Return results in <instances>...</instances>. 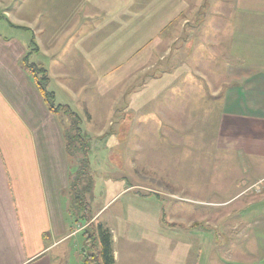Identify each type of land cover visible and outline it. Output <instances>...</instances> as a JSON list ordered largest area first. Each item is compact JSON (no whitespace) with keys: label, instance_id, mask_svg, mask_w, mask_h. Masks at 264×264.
<instances>
[{"label":"rangeland","instance_id":"1","mask_svg":"<svg viewBox=\"0 0 264 264\" xmlns=\"http://www.w3.org/2000/svg\"><path fill=\"white\" fill-rule=\"evenodd\" d=\"M99 1L0 0L3 36L17 38L27 51L35 39L40 54L31 61L49 70L41 50L53 47L47 39L57 38L68 70L83 76L78 97L84 102L73 104L79 114L69 106L81 119L82 140L76 136L66 148L70 186L62 196L67 225L79 230L74 247L91 252L102 225L112 234L114 264H236L234 246L241 239L235 210L246 200L235 205L229 198L249 175L234 153L218 146V103L197 97L193 102L187 89L195 84L212 100L197 52L200 43L211 54L202 34L222 8L205 7L207 0H200V7L179 8L172 18L170 8L155 7L157 0H130V19L114 20L102 10L119 9L92 6ZM138 13L146 14V23L143 16L139 25ZM55 86L54 81L50 90ZM55 91L59 100L69 99ZM53 115L69 141L75 120L63 112ZM258 188L263 185L245 193ZM81 196L89 209L75 200ZM98 212L88 228L85 215ZM251 222L246 217L245 223Z\"/></svg>","mask_w":264,"mask_h":264},{"label":"crops","instance_id":"2","mask_svg":"<svg viewBox=\"0 0 264 264\" xmlns=\"http://www.w3.org/2000/svg\"><path fill=\"white\" fill-rule=\"evenodd\" d=\"M130 2L113 0L108 4L102 0L91 4L107 9L116 6L117 15L112 10H102V15L117 20L130 19ZM199 2L157 0L155 7L170 8L173 18L179 8L200 7ZM207 3L205 7L229 9L214 12L211 25L202 34L211 54L200 49V43L197 52L198 71L211 89L212 100L206 99L195 84L187 85L188 98L218 103L222 121L218 146L234 153L249 175L240 180L239 192L229 198L235 200V205L246 200L235 210L237 239H241L234 246L236 264H264V0ZM136 14L132 17L137 19ZM138 14L139 25L143 16L146 23V14ZM47 40L44 43L53 47L41 51L50 61V87L55 81V89L51 90L56 103L75 111L73 104L85 99L78 97L83 76L75 75L78 69L68 70L70 63L61 56L63 50L56 48L62 42L57 38ZM28 52L23 42L0 33V264H83V251L74 247L79 230L67 225L63 207L62 196L70 186L66 139L22 63ZM87 84L91 86L89 80ZM56 89L69 99L59 100ZM170 131L165 129V133ZM260 183L262 191L258 188L257 193H245ZM131 188L122 192H130ZM100 212L92 215V222ZM246 217H251L253 223L246 224Z\"/></svg>","mask_w":264,"mask_h":264},{"label":"trees","instance_id":"3","mask_svg":"<svg viewBox=\"0 0 264 264\" xmlns=\"http://www.w3.org/2000/svg\"><path fill=\"white\" fill-rule=\"evenodd\" d=\"M21 28L28 30L25 27H21ZM33 54H37V55L40 54V48L38 47V44L35 39L31 41L30 51L26 54V56H24L22 63L26 68L27 72L30 74V77L32 78L37 90L43 97L45 103L48 105L50 111L55 114L63 112L65 115L70 116L72 119L75 120V126L73 128L75 129L74 131L76 133L75 136L73 137H70L69 135V141L68 140L66 141L67 143L66 147L68 149L69 147H71L72 140L76 136L78 140L80 141L82 140L81 130L80 128H78L81 123V119L76 113L72 111V109L69 106L56 103V95L49 88L50 80H51L49 75V70L46 68L45 64L32 62L31 57ZM75 200H81L82 205L86 204L87 208L88 209L90 208L84 196L77 197ZM85 217H86V221H89L87 227L88 228L93 227L94 221L90 222L93 220L91 214L88 213L87 215H85ZM84 235H88L87 229H85ZM94 235L95 237L91 236L94 237V240H92L93 244L90 247L91 252L88 250H84L83 252L84 264H114L115 258L113 252V238L110 231L104 228L102 225H99L97 231L95 230ZM91 237H88L87 240H89ZM86 246L89 247V243H86Z\"/></svg>","mask_w":264,"mask_h":264}]
</instances>
